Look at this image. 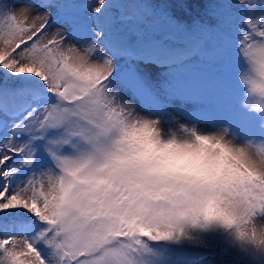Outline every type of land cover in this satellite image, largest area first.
I'll return each instance as SVG.
<instances>
[{
	"label": "snow or ice",
	"instance_id": "1",
	"mask_svg": "<svg viewBox=\"0 0 264 264\" xmlns=\"http://www.w3.org/2000/svg\"><path fill=\"white\" fill-rule=\"evenodd\" d=\"M236 6L189 30L144 0H0V264H181L179 250L216 237L259 251L239 231L215 233L230 225L193 215L177 194L101 163L126 105L137 112L118 57L178 65L214 56L223 38L264 68V0ZM145 15L155 22L141 28ZM237 189L241 216L264 211V181L242 173Z\"/></svg>",
	"mask_w": 264,
	"mask_h": 264
},
{
	"label": "clouds",
	"instance_id": "2",
	"mask_svg": "<svg viewBox=\"0 0 264 264\" xmlns=\"http://www.w3.org/2000/svg\"><path fill=\"white\" fill-rule=\"evenodd\" d=\"M246 78L264 83L259 61L249 62L239 79L245 89L242 106L262 117L260 127L264 128V95ZM126 107L129 115L116 130L109 155L101 163L126 171L138 183L177 194L193 215L230 225L214 224L215 233L228 237L229 231H239L250 248L264 254V211L241 216L244 205L235 195L242 173L264 181V150L260 147L264 141H240L227 125L209 131L186 123L165 127L160 117ZM233 251L240 249L233 247Z\"/></svg>",
	"mask_w": 264,
	"mask_h": 264
},
{
	"label": "rangeland",
	"instance_id": "3",
	"mask_svg": "<svg viewBox=\"0 0 264 264\" xmlns=\"http://www.w3.org/2000/svg\"><path fill=\"white\" fill-rule=\"evenodd\" d=\"M224 1L225 4L218 5L219 10L226 6L228 0ZM5 2L13 4L14 0ZM231 6L239 13L236 0H231ZM231 34H236L235 24ZM216 48L218 52L210 58L193 56L172 66L118 57L126 75L124 99L134 105L138 113L160 117L165 127L186 123L209 131L227 125L240 141H264V128L260 127L262 117L241 103L245 89L239 77L247 65L234 39L229 45L219 38ZM254 252L260 264H264V254ZM178 254L189 261L186 264H202L200 253L193 246L179 250Z\"/></svg>",
	"mask_w": 264,
	"mask_h": 264
},
{
	"label": "trees",
	"instance_id": "4",
	"mask_svg": "<svg viewBox=\"0 0 264 264\" xmlns=\"http://www.w3.org/2000/svg\"><path fill=\"white\" fill-rule=\"evenodd\" d=\"M224 0H144L163 9L167 15L183 23L189 30L196 25H208L212 27L217 22L218 5L225 4ZM175 4V5H174ZM151 15H145L141 28H147L154 23ZM163 23V22H162ZM198 249L199 259L202 264H260V258L254 250L246 252L233 251V247L224 237H216L208 242L207 246H193ZM184 258V257H183ZM189 263L184 258L181 264Z\"/></svg>",
	"mask_w": 264,
	"mask_h": 264
}]
</instances>
